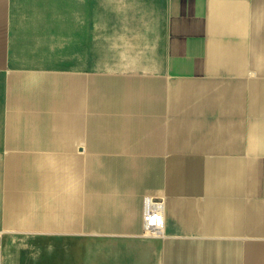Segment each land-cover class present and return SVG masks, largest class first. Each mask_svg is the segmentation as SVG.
Listing matches in <instances>:
<instances>
[{
  "label": "crops",
  "instance_id": "obj_1",
  "mask_svg": "<svg viewBox=\"0 0 264 264\" xmlns=\"http://www.w3.org/2000/svg\"><path fill=\"white\" fill-rule=\"evenodd\" d=\"M37 6L60 11L64 28L58 38L68 55L84 53L85 61L71 56L54 66L47 44L56 34L23 47L25 7ZM88 7H111L113 17L128 13L145 23L149 59L143 70L150 73L144 74L143 133L136 139L128 128L119 132L130 137L127 142L102 149L113 152L112 165L146 168L136 196L138 219L112 228L123 234L118 241L46 235L39 253L19 236L1 238L4 223L19 221L17 211L0 207V264H118L120 259L126 264H264V0H0V114L8 65L81 71L108 62L109 69H119L129 45L116 29L111 39L92 36L95 50L83 46V30L91 31L82 26ZM106 45L117 49L101 48ZM33 52L47 65H27ZM70 134L79 135L76 144L82 145L87 130ZM8 142V130L0 125L2 187L7 162L1 152L15 149ZM39 143L16 148L42 149ZM145 196L162 201L159 237L142 235ZM27 222L34 225L32 215ZM55 246H67L69 253L55 255Z\"/></svg>",
  "mask_w": 264,
  "mask_h": 264
},
{
  "label": "rangeland",
  "instance_id": "obj_2",
  "mask_svg": "<svg viewBox=\"0 0 264 264\" xmlns=\"http://www.w3.org/2000/svg\"><path fill=\"white\" fill-rule=\"evenodd\" d=\"M104 9L106 10L102 7H88L89 14L83 17L87 18V25L82 21V26L86 29L88 27L91 31L86 34L83 30L82 42L83 46L87 47V51L95 50L92 47L94 43L92 36L102 37L103 40L106 37L111 39L113 29H116L119 35L127 39L129 45V53H123L121 56L119 69H109L108 62L104 68L81 71L71 69L20 70L12 69L9 65L5 69L7 75L3 85L0 125L8 130L9 147H15V149L1 152V157L4 153L6 157L14 155L11 161L12 169L7 175L9 181L14 180V184H18L22 189L28 182H32L36 188L38 181H47L48 186L52 185L54 188L58 184L56 182L69 181L66 194L55 190L53 196L49 194V198L43 197L42 194L39 198L35 188L31 195H24L22 194L24 192H20L21 200L15 209L19 223L10 224L11 226L4 223L1 238L19 236V238L26 239L27 244H35L39 253L42 252L43 245L47 243L46 235L54 237L53 239H60L64 235L118 241L123 234L114 232L112 228L122 223L136 222L138 219L139 207L135 203H137L136 199L148 175L145 173L146 168L138 165L135 168H129L126 165H112L114 163L111 160L113 152L102 151V149H110L112 143L118 141L127 142L130 137L127 134H119V132H127L128 128L135 130L136 139H139L143 133L145 123L143 99L146 89L144 74L145 72L150 73L143 70L149 59L144 47L145 23L142 16L140 19H134L130 17L131 14L127 13L124 16L113 17L111 7H107V11H103ZM6 11L10 12L11 8H7ZM101 21L105 23L102 25L104 27L95 25ZM55 34L57 38L60 34L63 36L62 31L51 32L50 35ZM57 38L48 39V44L45 42L49 47L50 61L54 66L64 64L71 56L73 61H85L86 54L84 53L75 54L73 50V55H68L64 49L63 38ZM37 45L42 46L44 42L41 41ZM101 48L117 49L109 45ZM121 48L124 47L121 46ZM97 49L99 50V47ZM75 76H81V81L79 79L76 81ZM79 127L82 131L85 128L87 130V134L81 136L82 145L76 144L79 135L70 134L69 136V131H79ZM84 138L87 149L83 142ZM62 139L65 141L61 142ZM37 140L40 142V148H48L46 151L50 154L49 156V154H43L42 151L35 152V156H39V163L35 156H30L27 152H15L20 150L16 147L32 146V142ZM72 141H75L74 145H71ZM55 146L69 149L58 159L59 161L53 157L56 153L53 149ZM102 159L104 166L101 165ZM73 160L76 163H72ZM31 161L33 164L30 163ZM119 162L122 163V161ZM54 165L55 167L57 165V173L53 170ZM48 169L49 173H46ZM146 200L150 201L149 211L160 214L158 230H151L147 227ZM143 202L141 209L144 231L142 235L159 237L163 233L164 224L162 201L145 196ZM31 215L34 224L32 228L27 222ZM44 222L60 225H49L53 228L47 229L45 227L48 224ZM117 263L126 264L122 259Z\"/></svg>",
  "mask_w": 264,
  "mask_h": 264
},
{
  "label": "bare ground",
  "instance_id": "obj_3",
  "mask_svg": "<svg viewBox=\"0 0 264 264\" xmlns=\"http://www.w3.org/2000/svg\"><path fill=\"white\" fill-rule=\"evenodd\" d=\"M60 11L56 10V8L54 9V7H25V14H26V21L27 23L23 22L24 24V27H23V34H22V39H21V43L23 45V47L28 48L29 47V44H32L33 46L35 45L36 43V39L39 38V37H47L52 31H55V32H61L63 31V28H64V22H63V19L61 18L62 15L59 13ZM27 31H31V33H27ZM57 35V34H56ZM58 39V38H57ZM46 41V40H45ZM26 51V50H25ZM26 64L27 65H30V66H33V65H47V62L44 60V57L40 56V55H37L36 52H33V57H31V59L29 61H26ZM89 85V84H88ZM87 87V85H86ZM98 88V87H97ZM65 91V90H64ZM98 91V89H97ZM97 93V92H96ZM111 93V92H110ZM101 94V93H100ZM91 95V93H90ZM110 95V94H109ZM89 96V95H88ZM103 96V95H101ZM106 96V95H105ZM91 98V97H90ZM27 102V101H26ZM25 102V103H26ZM91 102V101H90ZM100 103V102H99ZM72 105V104H70ZM38 106V105H37ZM55 106V105H54ZM57 106V105H56ZM75 107V106H74ZM25 108V107H24ZM30 108V107H28ZM34 108V106H33ZM61 108V106H60ZM72 108V107H71ZM38 109V108H36ZM40 109V108H39ZM32 110V109H31ZM68 111V110H67ZM86 111V110H85ZM44 112V111H43ZM50 112V111H49ZM80 112V111H79ZM89 112V110H88ZM29 113V112H28ZM51 113V112H50ZM37 114V113H36ZM87 115V114H86ZM108 115V114H107ZM60 116V115H58ZM26 117V116H25ZM89 118H91L89 116ZM43 119V118H42ZM53 120V119H52ZM62 122V121H61ZM66 122V121H65ZM53 124V123H52ZM38 125V124H37ZM39 128V126H38ZM37 129V128H36ZM58 135V134H57ZM55 135V136H57ZM60 136V135H59ZM70 136V135H69ZM52 137V136H51ZM101 137V136H100ZM56 139V138H55ZM85 139V138H84ZM86 140V139H85ZM58 141V139H57ZM60 141V140H59ZM65 139L61 142H64ZM52 142V141H51ZM68 142V141H67ZM57 143V142H56ZM60 144V143H59ZM66 144V143H65ZM63 145V144H62ZM72 145V144H71ZM73 147V146H72ZM53 149L55 150L56 153H54L53 157L59 161L58 159H60L62 156H63V153L65 151H68L69 149L66 148V147H58V146H55V148L53 147ZM46 150H48V148H42V149H38V150H35V149H22V150H16L15 152L19 153L18 151L20 152H27L30 156H35V152H40L42 151L43 154H49ZM50 150V149H49ZM52 151V150H51ZM8 152V151H7ZM5 154V153H4ZM68 154V153H67ZM73 155V153H70V155ZM69 155V154H68ZM24 156V155H23ZM50 156V154H49ZM13 157L14 155L10 156V157H6V162H7V167H6V171H5V175H4V178H5V181L3 182V187L0 189L1 192H3V203L0 204V207H4L6 209H9V210H14L16 211L15 209L18 207V203L20 202L21 200V195H19V193L21 192H24L22 194H29L31 195L32 192H33V189L35 188L34 184L31 182H26L27 185L22 189V187H20L18 184H14V180H11L9 181L8 179V174L10 172V170L12 169V165H11V161L13 160ZM30 158V157H29ZM36 160H37V163H39V156H35ZM69 159H72V158H69ZM27 160V159H26ZM30 161V159H29ZM27 163V162H26ZM31 164H33V162L31 161L30 162ZM35 163V162H34ZM72 163H76V161H72ZM71 163V164H72ZM78 163V162H77ZM30 165V164H29ZM37 165V164H36ZM25 167V166H24ZM31 167V166H30ZM55 167V165H54ZM29 168V167H28ZM55 171V173H57V165L55 167V169H53ZM29 171V170H28ZM31 171V170H30ZM49 169L47 170L46 173H49L48 172ZM34 172V171H33ZM31 174V173H29ZM28 174V175H29ZM39 174V172H38ZM24 176V175H23ZM22 177V176H21ZM27 177V175H26ZM25 177V178H26ZM36 177V176H35ZM34 177V178H35ZM19 178V177H18ZM37 179V177L35 178ZM22 180H23V177H22ZM27 180V179H26ZM33 180V179H31ZM21 182V180H20ZM37 182V181H36ZM48 182L47 181H38L36 183V191L41 193L42 196H45L47 195V197L49 196V194L53 196V193L55 190L57 191H60L64 194L67 193L68 191V188H69V181H61V182H56L58 184H56L55 186L56 187H52L51 186H48L47 184ZM54 183V182H52ZM55 184V183H54ZM21 185V184H20ZM48 186V187H47ZM50 187V188H49ZM35 192V191H34ZM41 196V195H40ZM39 196V197H40ZM51 199V198H50ZM50 201V200H49ZM36 202V201H35ZM28 207H30V205H28ZM58 208V207H57ZM62 208V207H61ZM57 210H60V209H57ZM51 217V216H50ZM51 219V218H50ZM58 219V218H57ZM44 223H48V222H44ZM48 225H60V224H57V223H48ZM63 226V225H62ZM57 229V228H56ZM63 248H68L67 246H55L54 249H53V253L55 255H60V254H65V253H69L68 251H64ZM73 250V249H72Z\"/></svg>",
  "mask_w": 264,
  "mask_h": 264
},
{
  "label": "built area",
  "instance_id": "obj_4",
  "mask_svg": "<svg viewBox=\"0 0 264 264\" xmlns=\"http://www.w3.org/2000/svg\"><path fill=\"white\" fill-rule=\"evenodd\" d=\"M149 200H146L145 210L148 211L146 214V220H147V227L151 230H158L160 226V214L158 212H151L149 211Z\"/></svg>",
  "mask_w": 264,
  "mask_h": 264
}]
</instances>
